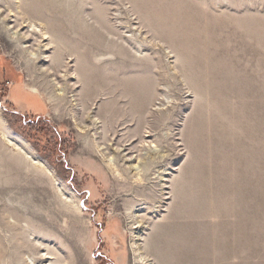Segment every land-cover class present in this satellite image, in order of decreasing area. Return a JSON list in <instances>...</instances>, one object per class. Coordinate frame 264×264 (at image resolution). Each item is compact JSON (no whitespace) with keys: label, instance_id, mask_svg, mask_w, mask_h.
Here are the masks:
<instances>
[{"label":"rangeland","instance_id":"rangeland-1","mask_svg":"<svg viewBox=\"0 0 264 264\" xmlns=\"http://www.w3.org/2000/svg\"><path fill=\"white\" fill-rule=\"evenodd\" d=\"M160 1L63 0L79 65L0 0V264H264V0ZM189 16L213 34L163 21Z\"/></svg>","mask_w":264,"mask_h":264},{"label":"bare ground","instance_id":"bare-ground-1","mask_svg":"<svg viewBox=\"0 0 264 264\" xmlns=\"http://www.w3.org/2000/svg\"><path fill=\"white\" fill-rule=\"evenodd\" d=\"M28 1H30L29 3H26L25 4V6H26V10L28 11V13H29V15H30V17H31V20H32V18H33V20L35 19V18H37V19H39V20H42V21H45L46 23H48V31H47V34L49 33V34H51L57 41V51H55L56 52V56H55V58H54V64H55V62H60V58H61V55H60V51L62 50V45L64 46V47H67V48H70V50H71V57H73L74 58V56H76V59H77V63L79 64V65H87L88 64V62H89V60H90V58H91V56H90V53H87L86 51H84L83 50V48H84V43L86 42V41H88V42H92V43H94L95 45H98V42H97V38H96V36H94V32H96V30H93V28H91L92 30L90 31L91 32V34H90V32H89V34H86V32L84 31L85 29V22L81 19V17H77V15L76 16H73V14H71V12L69 13L68 12V10H67V8L65 7V5H64V3H62V1L63 0H28ZM59 1H60V3H59ZM160 1V0H159ZM162 1V0H161ZM160 1V2H161ZM167 1V0H166ZM7 2V1H6ZM22 5V4H21ZM24 5V4H23ZM171 8V7H170ZM23 9V8H22ZM165 10V9H164ZM169 12V11H168ZM148 13V12H147ZM174 13H175V11H174ZM21 15H22V13H21ZM186 15V14H185ZM24 16H26V15H24ZM70 16V19H67V17H69ZM161 17V16H160ZM163 17H165V16H163ZM25 18V17H24ZM27 18V17H26ZM25 18V19H26ZM19 19H21V17L19 18ZM161 19V18H160ZM28 20V19H27ZM30 20V19H29ZM28 20V21H29ZM162 20V19H161ZM28 21H25L24 23H25V26L24 27H31V28H33V23L32 22H28ZM38 21V20H37ZM165 23H166V29H168V30H177V31H181V29H183V28H187L186 30H188V28L190 29V30H192V31H194V32H197V31H199V30H202L204 33H206V34H210V36L213 34V32H214V29H213V27H212V24H211V21H210V24H209V22H202V21H199V22H197L196 20H193L192 19V17L191 16H189V17H181L179 20H176L175 18H168V19H164L163 20ZM19 22H20V20H19ZM23 22V21H22ZM17 23V22H16ZM15 23V24H16ZM21 23V22H20ZM23 23V24H24ZM27 23H28V25H27ZM99 23H102L103 25H105L104 24V22L103 21H101V22H98V25H99ZM161 23V22H160ZM201 24H202V26H201ZM162 25H164V24H162ZM201 26V27H200ZM18 27V26H17ZM19 27H21V26H19ZM87 27V26H86ZM191 27V28H190ZM2 28V27H1ZM44 28H46V26H44ZM36 29V28H35ZM88 29H90V27H88ZM164 29H165V27H164ZM185 30V31H186ZM190 32V31H189ZM36 34L38 35V33H37V31L35 30V32H34V38H35V36H36ZM47 34L44 32L43 33V36H47ZM209 36V35H208ZM22 37V36H21ZM34 38H30L29 36H26L25 38H24V41H26V43H31V41H33L34 40ZM44 38V37H43ZM209 38H211V37H209ZM182 39V38H181ZM207 39H208V37H207ZM23 40V39H22ZM44 40H46V41H48L49 39L48 38H44ZM210 40V39H209ZM208 40V41H209ZM185 41V40H184ZM188 41H190V39H188ZM208 41H206V42H208ZM33 42H35V41H33ZM37 42V41H36ZM52 42H54L55 43V41H52ZM186 42V41H185ZM194 42V41H193ZM215 43V42H214ZM201 44V43H200ZM236 44V43H235ZM55 45V44H54ZM100 45V44H99ZM192 45V44H191ZM32 46V45H31ZM35 46V45H34ZM101 46V45H100ZM195 46V45H194ZM203 45H201V47H202ZM102 47V46H101ZM192 47H193V45H192ZM205 47V46H204ZM203 47V48H204ZM41 48V47H40ZM92 48V47H91ZM191 48V47H190ZM194 48V47H193ZM197 48V47H196ZM203 48H202V50H203ZM205 49V48H204ZM25 50V49H24ZM54 50H55V48H54ZM91 49H89V51H90ZM194 50H196V49H194ZM197 50H198V48H197ZM206 50H208V49H206ZM98 51V50H97ZM188 51H190V50H188ZM94 53H95V51H93ZM193 52V51H192ZM206 52V51H205ZM126 53V52H125ZM184 53H185V51H184ZM186 53L187 54H189V52H187L186 51ZM195 53V52H194ZM204 53V52H203ZM93 54V53H92ZM94 55V54H93ZM186 55V54H185ZM205 55V54H204ZM207 55V54H206ZM212 56H213V54H211ZM210 55V56H211ZM189 56H190V54L188 55V58H189ZM209 56V55H208ZM207 56V57H208ZM206 57V56H205ZM216 57H217V55H216ZM215 57V58H216ZM63 58V57H62ZM184 58H186V57H184ZM209 58V57H208ZM208 58H206V59H208ZM213 57H211V58H209L208 60H209V62H210V60H214L215 58H213ZM73 60V59H72ZM33 61V60H32ZM91 61H93V60H91ZM207 61V60H206ZM216 61V60H215ZM125 62V61H124ZM39 63V62H38ZM197 63V62H196ZM60 64V63H59ZM63 64V63H62ZM61 64V67L63 66ZM98 64V63H97ZM123 64V63H122ZM198 64V63H197ZM201 64V63H200ZM203 64H205V63H203ZM35 66V65H34ZM95 66V65H94ZM100 66V65H99ZM54 67V66H53ZM70 67V66H69ZM77 67V66H76ZM52 68V67H51ZM70 69V68H69ZM191 69V68H190ZM52 71V70H51ZM85 71H84V67H82V68H78V73L79 74H83ZM93 72V71H92ZM96 72V71H95ZM99 72V71H98ZM101 72V71H100ZM198 72V71H197ZM76 72H74V74H75ZM86 73V72H85ZM102 73V72H101ZM73 73H72V75H74ZM104 74V73H103ZM76 75H77V73H76ZM97 75V74H96ZM193 75V74H192ZM239 76V75H238ZM77 77V76H76ZM241 77V76H240ZM74 78V77H73ZM99 78H102L101 76L99 77ZM230 78V77H229ZM234 78V77H233ZM41 79V78H40ZM112 79V78H111ZM236 79V78H235ZM239 79V78H238ZM237 79V80H238ZM245 79V78H244ZM55 80V79H54ZM70 80H71V78H70ZM206 80V79H205ZM236 80V81H237ZM98 81V80H97ZM96 81V82H97ZM242 81V80H241ZM240 81V82H241ZM113 82V81H112ZM125 82V81H124ZM146 82V85H145V83L143 82V84H144V91L143 92H139L140 94L138 95L137 94V96H139L138 98H139V101L138 102H136V109L137 110H143L144 109V107H145V105H147L148 103H149V101H150V94H149V89L151 88L150 87V82L148 83V81H145ZM228 83H229V86L228 85H225V89H223V90H225V93L227 94L229 91H231V90H233V88L231 87L232 86V84L230 83V80H228L227 81ZM77 83V82H76ZM92 83V82H91ZM53 84V83H52ZM75 84V83H74ZM95 84V83H94ZM102 84V83H101ZM207 84V83H206ZM224 84V83H223ZM100 85V84H99ZM197 85L199 86V89L200 90H202V92H203V90H204V88H205V85H204V83H203V81H202V83H197ZM196 85V86H197ZM52 86V85H51ZM98 86V85H97ZM102 86V85H101ZM207 86H208V84H207ZM206 86V87H207ZM74 87V86H73ZM89 87V86H88ZM87 87V88H88ZM86 88V87H85ZM90 88V87H89ZM235 88H237L236 86H235ZM234 88V89H235ZM239 88V87H238ZM241 88V87H240ZM239 88V89H240ZM51 89V88H50ZM84 89V88H83ZM222 89V88H221ZM208 90V89H207ZM243 90H245V88L243 89ZM199 91V90H198ZM209 91V90H208ZM207 91V92H208ZM88 92V91H87ZM222 92V91H221ZM232 92V91H231ZM230 92V94L231 95H233L234 93H231ZM234 92V91H233ZM236 92V91H235ZM241 92V91H240ZM206 93V92H205ZM223 94V95H225L226 96V94ZM88 94V93H87ZM93 94V93H92ZM91 94V95H92ZM219 94V93H218ZM238 94H239V92H238ZM234 95H236V94H234ZM238 96V95H237ZM61 97V96H60ZM215 97V96H214ZM137 98V97H136ZM220 98V97H219ZM230 99V98H229ZM215 101V100H214ZM261 101V100H260ZM262 102V101H261ZM81 103V102H80ZM222 103H223V100H222ZM238 104V103H237ZM243 104H247L246 106H244V107H247L248 106V103H243ZM242 104V105H243ZM239 105H241V103L239 104ZM238 105V106H239ZM218 106V105H217ZM230 106V105H229ZM228 106V107H229ZM233 107V106H232ZM243 106H242V108H244ZM241 108V109H242ZM224 109H226V108H224ZM245 109V108H244ZM244 109H242V110H244ZM248 109V108H247ZM251 109H252V107H251ZM251 109H249V110H251ZM260 109V108H259ZM263 109V108H262ZM262 109H260L261 111H259V112H261V114L263 113L262 111H264V110H262ZM253 110V109H252ZM68 111V110H67ZM226 111V110H225ZM227 111H228V109H227ZM230 111H231V109H230ZM241 111V110H240ZM254 111V110H253ZM253 111H250V112H253ZM243 112V111H242ZM244 112H246V109H245V111ZM227 113V112H226ZM255 112H253V114H254ZM229 114H230V112H229ZM238 114V113H237ZM240 114V113H239ZM251 114V113H250ZM253 114H251L254 118H255V115H253ZM256 114H258L257 112H256ZM232 115H233V113H232ZM259 115V114H258ZM244 116V115H243ZM247 116V115H246ZM258 117V116H257ZM263 117V116H262ZM223 118H226V117H224L223 116ZM228 118V117H227ZM226 118V119H227ZM261 118V117H260ZM264 118V117H263ZM262 118V119H263ZM232 119V118H231ZM259 119V118H258ZM228 120V119H227ZM255 120L257 121V119L255 118ZM235 121V120H234ZM263 121H264V119H263ZM232 122V121H231ZM245 122V121H244ZM258 123H259V120L257 121ZM235 123V122H234ZM222 124V123H221ZM236 124V123H235ZM241 124H242V122H241ZM246 124V123H245ZM237 125V124H236ZM240 126V125H239ZM227 127V126H226ZM224 128V127H223ZM241 128V127H240ZM239 128V129H240ZM252 128V127H251ZM250 128V129H251ZM227 129V128H226ZM245 129V128H244ZM257 129V128H256ZM223 130V129H222ZM242 130V129H241ZM258 130V129H257ZM246 131H248V130H246ZM250 132H252V130L250 131ZM250 134V133H249ZM248 134V136H250ZM240 135V134H239ZM9 145H11V144H9ZM19 145V144H18ZM21 146V145H20ZM248 148V147H247ZM16 149L17 150H19L20 152H19V154L17 155V160L19 159V157H23L22 159L23 160H21V163H20V165H22V163L24 164V163H30L31 164V167L35 170V171H37L38 173H39V169H36L35 168V166H38V165H42L40 162H38L35 158H33V156L32 155H30L28 152H26V151H24V149H22L21 147H19V146H16ZM245 150V149H244ZM246 151V150H245ZM240 154L242 155V153L240 152ZM252 154H254V152L252 153ZM255 156V155H254ZM9 157V156H8ZM12 157V156H11ZM14 158V157H13ZM16 159V158H15ZM14 160V159H13ZM20 162V161H19ZM19 164V163H18ZM13 165L15 166V163H13ZM28 165V164H27ZM13 167V166H12ZM29 167V166H28ZM30 167V168H31ZM28 170V169H27ZM17 173V172H16ZM41 175V174H40ZM37 176H39V174H37ZM34 177H36L35 175H34ZM30 179V178H29ZM40 180L39 181H42V177L40 176V178H39ZM46 192H49L48 190H46ZM8 207V206H7ZM10 207V206H9ZM4 208V207H3ZM8 210V209H7ZM13 210V209H12ZM12 212V211H11ZM15 212V211H14ZM13 212V213H14ZM18 212V211H17ZM19 213V212H18ZM20 214V213H19ZM33 214H35L34 212H33ZM26 215V214H25ZM2 216V215H1ZM21 216H22V214H21ZM20 216V217H21ZM31 216V215H30ZM34 216V215H33ZM38 216V215H37ZM15 217V216H14ZM19 217V216H18ZM26 217V216H25ZM32 217V216H31ZM35 218V217H34ZM19 219V218H18ZM17 219V220H18ZM40 219V218H39ZM5 223V222H4ZM17 225V224H16ZM8 227V226H7ZM11 227V226H10ZM9 227V228H10ZM14 229V228H13ZM14 232V231H13ZM244 232V231H243ZM236 233H237V235H239V233H241V236H242V229L240 228V226L239 227H237L236 228ZM3 238V237H2ZM234 238V237H233ZM211 239H212V237H211ZM214 242V241H213ZM9 245H10V243H9ZM21 245V244H20ZM7 246V245H6ZM5 246V247H6ZM13 246V245H12ZM11 246V247H12ZM19 246V245H18ZM22 246V245H21ZM21 246H19V247H21ZM23 248V247H22ZM3 249V248H2ZM13 249V248H12ZM1 250V249H0ZM14 250V249H13ZM1 253V252H0ZM53 255V254H52ZM50 258L49 257H47V255H45L43 258H38V261H36V260H34L32 263L33 264H42V262L43 261H47V260H49ZM39 261H40V263H39ZM53 264V263H52Z\"/></svg>","mask_w":264,"mask_h":264}]
</instances>
